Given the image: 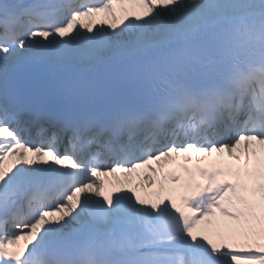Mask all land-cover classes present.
Instances as JSON below:
<instances>
[{"label": "snow or ice", "instance_id": "1", "mask_svg": "<svg viewBox=\"0 0 264 264\" xmlns=\"http://www.w3.org/2000/svg\"><path fill=\"white\" fill-rule=\"evenodd\" d=\"M0 264H264V0H0Z\"/></svg>", "mask_w": 264, "mask_h": 264}, {"label": "bare ground", "instance_id": "2", "mask_svg": "<svg viewBox=\"0 0 264 264\" xmlns=\"http://www.w3.org/2000/svg\"><path fill=\"white\" fill-rule=\"evenodd\" d=\"M29 156H31V154H29ZM10 163V162H9ZM37 163H39V161H37ZM173 198V197H172ZM177 201H178V199H177ZM179 202V201H178Z\"/></svg>", "mask_w": 264, "mask_h": 264}]
</instances>
